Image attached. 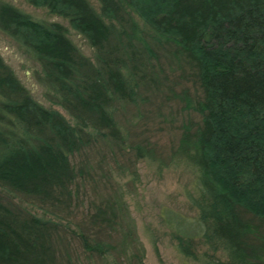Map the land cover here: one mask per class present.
Returning <instances> with one entry per match:
<instances>
[{
  "label": "trees",
  "instance_id": "obj_1",
  "mask_svg": "<svg viewBox=\"0 0 264 264\" xmlns=\"http://www.w3.org/2000/svg\"><path fill=\"white\" fill-rule=\"evenodd\" d=\"M29 2L67 19L94 60L62 23L0 0V31L70 116L37 102L0 56V264H143L117 180L134 181L143 158L196 172L181 254L198 260L199 238L213 251L202 264H264V0Z\"/></svg>",
  "mask_w": 264,
  "mask_h": 264
},
{
  "label": "rangeland",
  "instance_id": "obj_2",
  "mask_svg": "<svg viewBox=\"0 0 264 264\" xmlns=\"http://www.w3.org/2000/svg\"><path fill=\"white\" fill-rule=\"evenodd\" d=\"M3 1L16 6L35 19L62 23L67 27L68 36L81 52L94 60V49L82 34L70 26L67 19L50 12L42 5L32 4L29 0ZM135 17L142 23L138 16L135 15ZM0 56L37 102L45 107L57 109L67 119H70L65 110L47 98L46 89L37 81L36 72L40 71L38 62L2 31H0ZM182 86L179 85L175 90L179 91L183 88ZM185 87H188L190 91L193 90L191 83H187ZM181 119L182 116L177 115L173 125H180ZM171 138L175 139L174 133L166 132L160 141L168 145ZM136 170L138 176L134 181L129 174L122 178L117 177V180L123 186L124 200L135 223L137 237L144 247L143 264H202V253L213 252L210 246L204 243L203 239L196 238L195 242L198 243L196 253L199 259L194 260L178 251V242L175 237L177 219L182 216L192 221L197 215L196 208L189 200V196L194 192L196 178L194 168L185 163L176 162L163 166L158 161L143 158L137 161ZM12 200L37 215L45 216L36 206L19 197L13 196ZM191 225L192 223L188 222L184 224V227L191 228ZM214 252L215 255L225 259L220 250ZM83 263L126 264L127 262H114L111 257H108L104 259V262Z\"/></svg>",
  "mask_w": 264,
  "mask_h": 264
}]
</instances>
